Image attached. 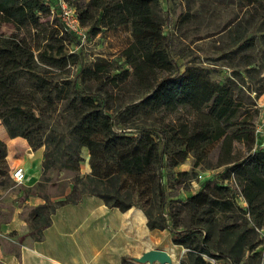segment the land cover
Returning a JSON list of instances; mask_svg holds the SVG:
<instances>
[{
  "label": "trees",
  "instance_id": "16d2710c",
  "mask_svg": "<svg viewBox=\"0 0 264 264\" xmlns=\"http://www.w3.org/2000/svg\"><path fill=\"white\" fill-rule=\"evenodd\" d=\"M66 1L73 5L83 26L107 33L123 29L129 41L119 51V60L98 58L80 68L78 90L74 83L54 78L44 68H24L15 36L0 32V123L9 137H21L30 147L36 146L26 130L11 127V119L20 120L28 129L39 123L35 111H40V104L56 109L57 103L64 102L69 113L63 137L69 144L62 150V138L53 146L65 157L63 167L69 170H78L83 160L80 149H87L90 172L81 197L96 196L106 207L121 212L132 206L140 208L149 230H167L172 242L186 249L179 264H211L205 258L248 264L243 262L245 253L255 251L257 230L264 232V150L253 151L258 116L255 100L264 89L253 92V97L250 90L241 91L232 78L214 81L208 72L193 65L181 71L163 32L159 0ZM238 2L246 9L264 10V0ZM52 10H57V0H0V30L8 24L23 31L40 64L64 70L77 56L64 52L63 36L49 23ZM240 46L252 49L254 41L249 38ZM253 71L246 69L248 75ZM143 119L152 122L141 126L138 123ZM215 145V166L224 169L228 184L214 182L209 176L201 180L200 190L170 206L164 170L176 168L188 156L198 167L208 160ZM5 157L6 147L0 140L3 171ZM43 157V170L59 162V158L50 161V152ZM231 189L237 194L239 208L235 211L243 222H238L240 218L229 205L222 204ZM76 190L77 184L70 195ZM27 195L33 194L27 190ZM80 196L54 204L39 196L44 204L31 208L27 221L33 225L42 221L43 225L31 228L29 235L40 239L55 208L77 204ZM155 205L161 212L169 209L172 222L163 216L153 222L151 209ZM219 208L231 210L222 225L215 218ZM180 217L186 222H179ZM228 219L232 221L228 223Z\"/></svg>",
  "mask_w": 264,
  "mask_h": 264
},
{
  "label": "rangeland",
  "instance_id": "374dc122",
  "mask_svg": "<svg viewBox=\"0 0 264 264\" xmlns=\"http://www.w3.org/2000/svg\"><path fill=\"white\" fill-rule=\"evenodd\" d=\"M159 3L164 19L163 32L168 38L170 54L181 71L185 66L193 65L208 72L210 79L214 81L223 82L227 78L234 79L239 84V89L243 92L250 90L253 93L264 89V10L261 7L246 9L238 0H159ZM56 16L49 17V23L57 28L60 35L63 36L64 52L77 56L76 62L68 64L64 70H56L40 64L37 60V52L23 31H16L7 24L1 28L0 32L7 37L15 36L18 48L24 56L22 60L24 68L36 71L44 68L51 71L54 78L58 77L74 83L79 90L80 85L77 73L79 69L90 66L98 58L119 60L118 53L128 43L129 36L123 29L109 33L96 32L92 27L85 25L83 28L86 29V38L82 43L73 35L71 36L64 31ZM249 38L253 39L254 47L252 49H243L240 44ZM247 62H250L249 66H247ZM247 68H253L254 71L248 75L246 73ZM28 86L25 85L24 87L28 90ZM262 95H264V92L260 96ZM39 108L40 111H35V116L39 118L37 125L25 129L21 125L20 120L11 119V127L17 131L26 130L28 132L32 143L36 144L34 147H30L27 144L29 149H41L43 153L50 152V161L59 158V162L54 167L45 170L41 167L40 178L30 189L23 184H14L9 179V176L8 178L5 177L8 185L0 193L1 206L5 205L11 208L18 201V196L25 194L27 190L33 195L48 198L53 204L65 199L73 201L76 196L81 195V191L87 190L84 187L87 184L85 176L90 172L87 149H80V156L83 160L79 163L78 170H69L63 167L65 157L59 156L57 147L54 148L53 146V143H57L62 138L64 140L62 147H60L62 150L66 151L65 147L69 144V139L63 137L66 118L69 113L67 104L64 102L57 103L56 109L40 104ZM151 122V120L143 119L138 124L142 126ZM0 127L4 129L9 139L18 138L25 141L21 137L10 138L6 128L1 123ZM130 134L135 136L134 131H131ZM153 134H155L157 140H160L156 133ZM217 151L218 148L215 145L208 160L198 167L193 166V158L188 156L176 168L164 170L165 189L170 206H173L171 202H183L202 188V181L198 178V175H209L213 177L214 182L228 184L225 179L226 172L224 169L215 166ZM14 164L17 163L15 162ZM8 171L9 169L6 167L4 172L8 173ZM180 173H184V175L179 176ZM75 184H77V190L71 196L70 193ZM5 190L7 191L5 192ZM236 197L235 190L231 189L228 199L222 204L229 205L235 211L236 208H239ZM130 209L142 211L136 206H132ZM168 210L164 209L161 212L156 205L152 207V221L159 222L160 217L163 216L168 219V222H172L169 219ZM230 211V209L225 211L223 208H219L215 215L217 223L220 225L224 224ZM30 212V209L25 207L22 213L28 221H30ZM235 214L240 218L238 222H243L242 216L238 212ZM42 215L45 214L42 213ZM106 220L107 222L111 221L109 217ZM177 220L186 222L183 217ZM228 220V223L232 221L231 219ZM112 222L114 221L112 220ZM42 225V221L37 222L35 225L28 222V233L31 232V228ZM151 231L161 234L163 240L158 244L149 245L147 243L145 248L163 250L167 253L172 251L177 259V264H179L186 254V249L174 244L167 230L154 229ZM256 234L255 242H257V247L255 251L253 253H245L243 258V262L248 264H264V232L257 230ZM254 254L256 256L253 258ZM205 259L211 264H229L227 260L214 261L210 258ZM120 264L148 263H138L134 258L122 256Z\"/></svg>",
  "mask_w": 264,
  "mask_h": 264
},
{
  "label": "crops",
  "instance_id": "0c3cea01",
  "mask_svg": "<svg viewBox=\"0 0 264 264\" xmlns=\"http://www.w3.org/2000/svg\"><path fill=\"white\" fill-rule=\"evenodd\" d=\"M0 140L6 146L8 169L24 168L23 185L31 188L40 178L43 151L29 149L21 139H9L2 127ZM5 177L8 173L0 169V193L8 185ZM18 197L11 208L0 205V264H120L122 256L139 258L151 250L145 248L147 243L163 240L161 234L147 228L142 211L144 221L138 222L133 213L136 209L121 212L108 208L93 195H83L77 204L55 208L49 225L36 239L29 235L28 221L22 213L25 207L43 205L44 200L36 195Z\"/></svg>",
  "mask_w": 264,
  "mask_h": 264
},
{
  "label": "built area",
  "instance_id": "2783aa9c",
  "mask_svg": "<svg viewBox=\"0 0 264 264\" xmlns=\"http://www.w3.org/2000/svg\"><path fill=\"white\" fill-rule=\"evenodd\" d=\"M51 15H57L58 20L64 31L73 35L78 41L84 42L86 38V29L80 23L75 8L66 0H57V10H52ZM255 96V93H252ZM258 116L254 122V146L256 149L264 150V95L255 100ZM9 179L14 184H23L25 182V170L21 166H15L8 172ZM209 177V175H198L200 180Z\"/></svg>",
  "mask_w": 264,
  "mask_h": 264
},
{
  "label": "water",
  "instance_id": "95a60500",
  "mask_svg": "<svg viewBox=\"0 0 264 264\" xmlns=\"http://www.w3.org/2000/svg\"><path fill=\"white\" fill-rule=\"evenodd\" d=\"M138 263H159V264H170L171 258L167 252L158 249H151L144 252L139 258L135 259Z\"/></svg>",
  "mask_w": 264,
  "mask_h": 264
},
{
  "label": "bare ground",
  "instance_id": "6f19581e",
  "mask_svg": "<svg viewBox=\"0 0 264 264\" xmlns=\"http://www.w3.org/2000/svg\"><path fill=\"white\" fill-rule=\"evenodd\" d=\"M133 213H134V216L137 218L138 222H143L144 221L143 215L141 214V212L139 210L136 209V210L133 211ZM167 254L171 258V263L170 264H177V259H176L175 255H174V253L171 251L170 253H167Z\"/></svg>",
  "mask_w": 264,
  "mask_h": 264
}]
</instances>
